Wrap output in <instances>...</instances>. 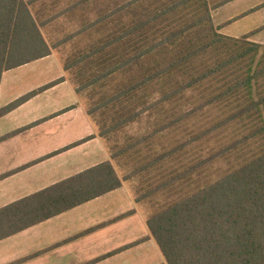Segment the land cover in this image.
Listing matches in <instances>:
<instances>
[{
	"label": "trees",
	"instance_id": "obj_1",
	"mask_svg": "<svg viewBox=\"0 0 264 264\" xmlns=\"http://www.w3.org/2000/svg\"><path fill=\"white\" fill-rule=\"evenodd\" d=\"M57 2L0 0V84L5 71L70 44L56 82H72L111 159L1 208L0 240L139 180L135 199L153 204L146 225L166 264H264L258 30L223 33L238 19L215 23L227 0H73L48 14ZM63 17L79 26L49 40L44 29ZM135 123L150 129L122 140ZM120 158L133 167L122 176Z\"/></svg>",
	"mask_w": 264,
	"mask_h": 264
},
{
	"label": "crops",
	"instance_id": "obj_2",
	"mask_svg": "<svg viewBox=\"0 0 264 264\" xmlns=\"http://www.w3.org/2000/svg\"><path fill=\"white\" fill-rule=\"evenodd\" d=\"M226 5L237 8L234 24L264 7L246 12V0H227L214 19ZM65 76L56 53L2 75L0 110L22 101L0 116V209L111 159L72 82H56ZM135 198L124 182L6 237L0 264H166Z\"/></svg>",
	"mask_w": 264,
	"mask_h": 264
},
{
	"label": "rangeland",
	"instance_id": "obj_3",
	"mask_svg": "<svg viewBox=\"0 0 264 264\" xmlns=\"http://www.w3.org/2000/svg\"><path fill=\"white\" fill-rule=\"evenodd\" d=\"M46 1H47V5L49 7H52L53 0H46ZM72 1L73 0H58L57 5L53 6L54 9H51L48 12V14L51 12H56V11H59L61 9L66 8ZM209 1L211 3H215V2L222 1V0H209ZM262 3H264V0H246V12L250 11L255 5H259ZM247 5H251L250 8L247 7ZM233 11H237V8H234V7L231 8L228 5L224 6L223 8H220L219 12L216 15H214L215 19H216V20L214 19L215 23H218L217 21H219L221 19H223V20L231 19V17H233V15H234ZM52 14H54V13H52ZM47 16H49V15H46V17ZM227 22L228 21H225L222 24H225ZM77 26H79L78 21H72L68 17H63V18L57 19L54 22H52L51 26L46 27L44 29V31H45L46 36L49 40L56 41L60 38H63L66 34L72 32ZM263 27H264V7L261 8L260 10L256 11V12L247 14L245 21L241 20L235 24L232 22V23L227 24L226 26H223L222 32L227 34V35H230V36L240 37V36H243L245 34L252 32V31L258 30L251 37V39L253 41L264 44V28ZM260 28H263V29H260ZM56 50L58 51L59 56L64 60L69 55V53L71 52V45L68 44V45L62 46L61 48H59V50L58 49H56ZM82 100L84 102V98H82ZM149 129H150V126L148 123L132 124L126 128L125 133L124 132L121 133L122 134L121 135L122 140L124 139L125 134L129 135L128 137L139 136L140 134L147 133ZM121 142L123 143L124 141H121ZM208 144L209 145H207V148L209 146L213 147V146L217 145V140H212V141L208 142ZM158 148H159V151L162 149V147L160 148L159 145L156 144L155 149L157 150ZM148 151L149 150L147 148L144 149V152H148ZM203 153L207 154L208 149H205V151ZM129 158H130V161H128V159L126 160L125 158L124 159L120 158V159H117L116 161H113L118 172H119V174H120V176L127 173V171H130L131 169H133L132 164L134 165V163L132 161V158L131 157H129ZM127 161L132 163V164L128 163L130 165L126 166L125 164ZM224 164L225 163H220L217 166L221 165L223 168V167H225ZM214 169H215V167L212 168V170H214ZM213 172H215V170ZM213 174H214L213 176H216V173H213ZM140 182H141V180H140ZM129 183L133 187L134 194L136 196L137 192H136L135 186L138 188V185H136L135 183H139V180L131 181ZM160 200H163L162 196L160 197ZM140 205H141V208L146 212L147 215L153 211V206H152L153 204H152V202H149L148 200L144 203H141Z\"/></svg>",
	"mask_w": 264,
	"mask_h": 264
}]
</instances>
